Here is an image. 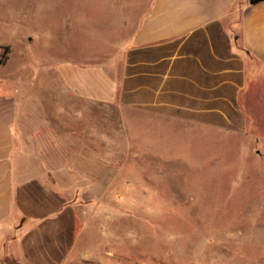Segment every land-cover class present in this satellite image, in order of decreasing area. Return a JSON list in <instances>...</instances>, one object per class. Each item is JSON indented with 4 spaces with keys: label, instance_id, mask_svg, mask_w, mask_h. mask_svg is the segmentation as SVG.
Instances as JSON below:
<instances>
[{
    "label": "rangeland",
    "instance_id": "obj_1",
    "mask_svg": "<svg viewBox=\"0 0 264 264\" xmlns=\"http://www.w3.org/2000/svg\"><path fill=\"white\" fill-rule=\"evenodd\" d=\"M128 1L0 0V90L43 133L22 158L53 173L44 187L79 235L71 264H264V117L247 136L146 134L136 112L74 101L58 81L54 66L120 37Z\"/></svg>",
    "mask_w": 264,
    "mask_h": 264
},
{
    "label": "crops",
    "instance_id": "obj_2",
    "mask_svg": "<svg viewBox=\"0 0 264 264\" xmlns=\"http://www.w3.org/2000/svg\"><path fill=\"white\" fill-rule=\"evenodd\" d=\"M123 7L111 23V35L113 24L121 26L120 37L96 49L99 56L54 66L68 98L136 112L146 134H257L264 0H130ZM18 102L0 90V264H71L76 225L61 196L44 187L53 173L22 158L43 133L23 126L29 115ZM67 131L60 137L81 134Z\"/></svg>",
    "mask_w": 264,
    "mask_h": 264
},
{
    "label": "trees",
    "instance_id": "obj_3",
    "mask_svg": "<svg viewBox=\"0 0 264 264\" xmlns=\"http://www.w3.org/2000/svg\"><path fill=\"white\" fill-rule=\"evenodd\" d=\"M252 2H256V1H258V0H251Z\"/></svg>",
    "mask_w": 264,
    "mask_h": 264
}]
</instances>
